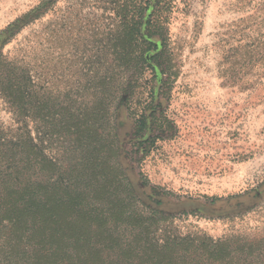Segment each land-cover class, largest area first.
I'll list each match as a JSON object with an SVG mask.
<instances>
[{"label":"trees","instance_id":"obj_1","mask_svg":"<svg viewBox=\"0 0 264 264\" xmlns=\"http://www.w3.org/2000/svg\"><path fill=\"white\" fill-rule=\"evenodd\" d=\"M59 1L41 0L0 32V98L17 126H0V264H264L257 236L183 237L165 227L161 200H144L122 162L142 161L173 131L163 103L178 76L169 25L179 0H110L105 71L76 100L40 94L3 53ZM242 49L243 67L264 71V37ZM128 121L126 151L119 130Z\"/></svg>","mask_w":264,"mask_h":264},{"label":"rangeland","instance_id":"obj_2","mask_svg":"<svg viewBox=\"0 0 264 264\" xmlns=\"http://www.w3.org/2000/svg\"><path fill=\"white\" fill-rule=\"evenodd\" d=\"M39 2L0 0V32ZM109 2L60 0L3 53L40 94L84 98L105 71L103 45L115 28ZM169 36L178 76L163 106L174 128L142 161L122 159L128 179L144 200H161L165 227L178 235L264 240V71L256 62L244 68L242 49L264 37V0H179ZM131 125L119 130L126 151ZM0 126L17 127L2 98Z\"/></svg>","mask_w":264,"mask_h":264}]
</instances>
